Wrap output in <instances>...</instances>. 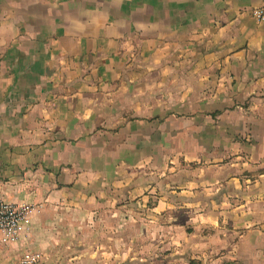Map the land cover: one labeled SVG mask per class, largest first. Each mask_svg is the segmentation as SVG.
<instances>
[{"label": "crops", "instance_id": "0c3cea01", "mask_svg": "<svg viewBox=\"0 0 264 264\" xmlns=\"http://www.w3.org/2000/svg\"><path fill=\"white\" fill-rule=\"evenodd\" d=\"M261 3L0 0V264H264Z\"/></svg>", "mask_w": 264, "mask_h": 264}, {"label": "built area", "instance_id": "2783aa9c", "mask_svg": "<svg viewBox=\"0 0 264 264\" xmlns=\"http://www.w3.org/2000/svg\"><path fill=\"white\" fill-rule=\"evenodd\" d=\"M257 22H264V0L253 10ZM31 209L27 205H16L0 199V247L23 238L30 225ZM41 254L27 250L15 264H40Z\"/></svg>", "mask_w": 264, "mask_h": 264}]
</instances>
